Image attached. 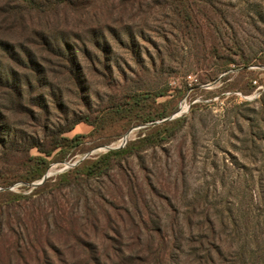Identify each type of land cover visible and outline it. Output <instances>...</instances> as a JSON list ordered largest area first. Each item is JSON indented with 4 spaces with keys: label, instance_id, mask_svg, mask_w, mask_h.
<instances>
[{
    "label": "trees",
    "instance_id": "1",
    "mask_svg": "<svg viewBox=\"0 0 264 264\" xmlns=\"http://www.w3.org/2000/svg\"><path fill=\"white\" fill-rule=\"evenodd\" d=\"M115 1L0 0L4 3L0 9V86L10 88V100L17 108L32 118L49 114L45 93H40L48 83L42 81L45 72L36 50L72 63V33L52 29L47 23L69 14L85 16L95 48L106 54L108 43L102 24L116 17ZM126 2L133 5L138 1ZM173 2L185 26L193 25L192 4L188 0ZM128 38L131 52L138 53L131 36ZM235 44L233 54L242 62L241 79L246 78L248 67H264V51L249 57ZM233 62L230 57L217 72L228 71ZM14 66L25 70L24 75L29 73V78L19 80ZM245 88H250L248 81ZM184 94L182 89L173 94L168 90L128 92L95 117L77 116L53 129L46 124L43 138L30 141L17 135L0 113V264H181L188 247L195 264H264V219L253 200L240 212L229 206L193 207L192 213L200 211L204 217L194 239L175 222L178 217L170 226H162L152 211L149 198L157 193L152 173L143 167L145 174L140 176L132 161L142 163L145 152L163 148L182 132L186 118L170 117ZM30 105L39 108L41 115L36 116ZM80 123L92 126V131L64 136ZM138 125L146 128L125 147L80 160L88 154L84 153L85 138H91L95 145H109ZM117 129L119 133L107 135ZM32 149L38 154H31ZM78 151L83 153L78 155L76 166L34 186L52 163L73 162ZM10 156L16 167L12 174L7 169ZM19 182L23 183L21 191L9 189ZM187 218L190 225L193 218ZM230 226L235 250L222 246V234Z\"/></svg>",
    "mask_w": 264,
    "mask_h": 264
},
{
    "label": "rangeland",
    "instance_id": "2",
    "mask_svg": "<svg viewBox=\"0 0 264 264\" xmlns=\"http://www.w3.org/2000/svg\"><path fill=\"white\" fill-rule=\"evenodd\" d=\"M126 1L116 0V17L102 24L108 43L106 54L95 48L85 16L69 14L47 23L52 29L71 32L69 43L74 49L71 64L36 50L45 72L42 81L48 83L40 93H45L49 114L39 119V108L30 105L37 116L32 118L11 102L10 88L0 86L1 118L8 119L23 140L30 141L43 138L46 124L53 129L77 116L95 117L128 92L168 90L173 94L177 89L185 90L171 117L180 113L170 117L186 118L182 132L163 148L145 152L142 163L132 161L140 176L145 174L143 167L152 173L157 193L149 199L158 222L170 226L178 217L175 222L194 239L204 217L200 211L192 213L193 207L229 206L240 212L251 200L264 219V67H248L246 78L241 79L242 62L233 54L237 51L235 43L249 57L264 51V0H188L195 19L190 27L185 26L173 0H136L133 5ZM3 5L0 2V9ZM130 36L138 53L131 52ZM230 57L234 59L231 68L217 72ZM14 70L19 80L29 78L19 66ZM4 77L11 79V75ZM257 85L263 88L258 90ZM234 92L256 96L240 98ZM145 128L133 126L122 135L136 137ZM91 131L92 126L80 123L64 136L88 135ZM119 131H108L107 135ZM85 140L84 153L92 156L106 152L105 147L116 141L95 145L91 138ZM82 153L78 151L73 161ZM31 154L38 152L32 149ZM9 159L7 169L12 174L16 167L11 164V156ZM62 167L52 163L46 175L55 177ZM22 186L19 182L9 189L18 192ZM189 215L193 218L190 225ZM225 231L223 248L235 250L237 244L230 237L232 226ZM189 251L190 247L182 255L181 264H195Z\"/></svg>",
    "mask_w": 264,
    "mask_h": 264
},
{
    "label": "built area",
    "instance_id": "3",
    "mask_svg": "<svg viewBox=\"0 0 264 264\" xmlns=\"http://www.w3.org/2000/svg\"><path fill=\"white\" fill-rule=\"evenodd\" d=\"M254 84L256 85V84H258V82L257 81H254ZM257 88H258V90L259 89H261V88H263V86L262 85H257ZM229 94V93H228ZM234 94L235 95H237L238 97H240V98H246V99H251V98H253V97H255L256 96V94H254V95H244L242 92H234ZM244 95V96H243ZM180 113V112H179ZM179 113H177V114H175V115H178ZM174 115V116H175ZM174 116L173 117H171V118H174ZM146 127V125L145 126H141V128H145ZM136 137H131L130 135H124V136H122L119 140H117L116 142H114V143H112L110 146H106L105 148H107L108 150H110V149H119V148H123V147H125L126 145H127V143H128V141L129 140H132V139H135ZM107 150V151H108ZM88 155L89 154H86V155H84L80 160H82V159H84V158H86V157H88ZM80 160H76V161H73V162H66V163H63V164H61L63 167L60 169V173L61 172H64V171H66V170H68V169H70V168H72V167H74V166H76L79 162H80ZM50 175L48 174V177H49ZM38 183H40V181L38 182Z\"/></svg>",
    "mask_w": 264,
    "mask_h": 264
},
{
    "label": "water",
    "instance_id": "4",
    "mask_svg": "<svg viewBox=\"0 0 264 264\" xmlns=\"http://www.w3.org/2000/svg\"><path fill=\"white\" fill-rule=\"evenodd\" d=\"M48 178V175H45L43 179L40 181V183L34 184V186L42 184L46 179Z\"/></svg>",
    "mask_w": 264,
    "mask_h": 264
}]
</instances>
